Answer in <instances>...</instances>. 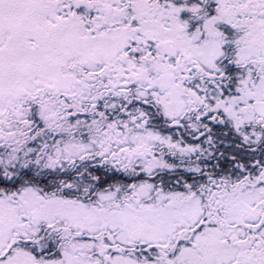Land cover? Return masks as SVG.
<instances>
[{
	"label": "snow or ice",
	"instance_id": "snow-or-ice-1",
	"mask_svg": "<svg viewBox=\"0 0 264 264\" xmlns=\"http://www.w3.org/2000/svg\"><path fill=\"white\" fill-rule=\"evenodd\" d=\"M0 264H264V0H0Z\"/></svg>",
	"mask_w": 264,
	"mask_h": 264
}]
</instances>
